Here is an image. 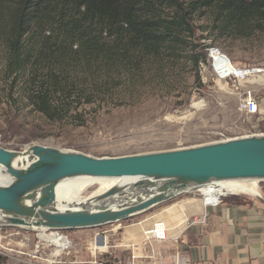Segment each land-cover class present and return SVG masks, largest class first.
<instances>
[{"label":"rangeland","instance_id":"obj_1","mask_svg":"<svg viewBox=\"0 0 264 264\" xmlns=\"http://www.w3.org/2000/svg\"><path fill=\"white\" fill-rule=\"evenodd\" d=\"M210 17L195 18L196 36L184 34L177 57L166 50L158 59H143L134 74L114 68L96 75L98 82L90 76L85 83L92 82L99 92L94 102L74 96L67 100V106L72 101L71 112L62 119L51 120L34 110L24 82L14 84L6 72L0 47V148L22 151L39 145L97 158L122 157L264 134L260 108L264 103V21L255 28L253 24L249 35L222 34ZM213 50L226 56L234 68L257 72L222 79L213 68ZM197 55L206 56L198 68L193 64ZM244 92L256 97L258 114L240 111ZM258 188L264 197V182ZM199 191L210 194L208 188ZM93 192L87 189L80 197ZM130 224L132 219L60 232L0 228V264H131L127 247L113 248L124 241L123 232ZM153 230L167 234L161 223ZM42 233L60 234L68 243L66 249L41 240ZM100 236L105 237L102 246L97 244Z\"/></svg>","mask_w":264,"mask_h":264},{"label":"trees","instance_id":"obj_2","mask_svg":"<svg viewBox=\"0 0 264 264\" xmlns=\"http://www.w3.org/2000/svg\"><path fill=\"white\" fill-rule=\"evenodd\" d=\"M209 15L222 34L249 35L264 21V0H0V47L34 110L62 119L74 96L94 102L90 76L114 68L134 74L166 50L177 57L184 34L196 36L195 18ZM205 61L197 55L193 64Z\"/></svg>","mask_w":264,"mask_h":264},{"label":"water","instance_id":"obj_3","mask_svg":"<svg viewBox=\"0 0 264 264\" xmlns=\"http://www.w3.org/2000/svg\"><path fill=\"white\" fill-rule=\"evenodd\" d=\"M0 166L11 179L0 185V228L92 229L131 219L210 184L264 182V134L122 157L97 158L39 145L22 151L0 148ZM81 177L119 183L99 195L81 197L85 201L74 209L60 210L57 186ZM104 243L105 237L97 238V244Z\"/></svg>","mask_w":264,"mask_h":264},{"label":"crops","instance_id":"obj_4","mask_svg":"<svg viewBox=\"0 0 264 264\" xmlns=\"http://www.w3.org/2000/svg\"><path fill=\"white\" fill-rule=\"evenodd\" d=\"M201 195L189 190L134 215L113 248L127 247L131 264H264V203L244 194L205 207ZM160 223L166 240L147 234Z\"/></svg>","mask_w":264,"mask_h":264},{"label":"bare ground","instance_id":"obj_5","mask_svg":"<svg viewBox=\"0 0 264 264\" xmlns=\"http://www.w3.org/2000/svg\"><path fill=\"white\" fill-rule=\"evenodd\" d=\"M215 52V51H214ZM257 72L255 70H239L237 68H234L233 73L240 78H243L249 73ZM261 80V78L259 79ZM21 161V160H20ZM11 181L10 177L4 173L3 168L0 166V185L1 184H7ZM117 183H119V180L117 179H101V178H89V177H81V178H75V179H67L59 183L57 186L56 192H57V201H58V208L60 210L65 209H74L77 207L78 203H83L85 199H81L80 195L81 193L87 189H92L94 192L92 194L99 195L103 192H106L111 187L115 186ZM123 183V182H121ZM124 183H127L124 181ZM218 185V186H217ZM218 187V188H215ZM204 188H208L210 190V193H220V192H228L233 194H221V195H233L235 194H241V195H258V182L253 180L248 181H227V182H219L215 184H210L206 187L200 188L198 190H201ZM87 192V191H86ZM84 194V193H83ZM206 196H210L206 195ZM0 216V221H1ZM148 231L147 234L154 233L157 235V233L162 234V231L153 230ZM157 231V232H156ZM40 239L43 241L51 242L55 244L58 248L66 249L67 242L66 239L63 238L60 234H54L48 235L46 233L40 234Z\"/></svg>","mask_w":264,"mask_h":264},{"label":"built area","instance_id":"obj_6","mask_svg":"<svg viewBox=\"0 0 264 264\" xmlns=\"http://www.w3.org/2000/svg\"><path fill=\"white\" fill-rule=\"evenodd\" d=\"M212 58L213 68L218 73L222 79L232 80L236 75L233 73L234 67L231 64L230 60L223 55H219L218 51L213 50L210 53ZM240 98V111L246 113L249 116L256 115L259 113V103L255 96L251 92H244ZM218 186V185H217ZM218 188V187H215ZM233 195H221L216 193H210V198L206 195H202L203 204L205 207H217L223 204L224 200ZM158 226V225H157ZM156 226V227H157ZM167 232V231H166ZM158 240H166L167 236L165 233L161 235H154Z\"/></svg>","mask_w":264,"mask_h":264},{"label":"flooded vegetation","instance_id":"obj_7","mask_svg":"<svg viewBox=\"0 0 264 264\" xmlns=\"http://www.w3.org/2000/svg\"><path fill=\"white\" fill-rule=\"evenodd\" d=\"M262 197V196H261ZM264 199V197H262Z\"/></svg>","mask_w":264,"mask_h":264}]
</instances>
